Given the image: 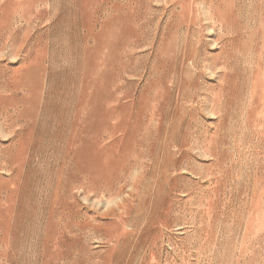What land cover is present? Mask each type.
I'll return each mask as SVG.
<instances>
[{
    "label": "rangeland",
    "instance_id": "rangeland-1",
    "mask_svg": "<svg viewBox=\"0 0 264 264\" xmlns=\"http://www.w3.org/2000/svg\"><path fill=\"white\" fill-rule=\"evenodd\" d=\"M0 264H264V0H0Z\"/></svg>",
    "mask_w": 264,
    "mask_h": 264
}]
</instances>
